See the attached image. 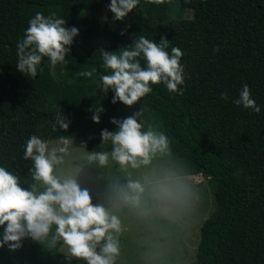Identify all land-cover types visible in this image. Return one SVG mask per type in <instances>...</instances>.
Masks as SVG:
<instances>
[{"label":"trees","instance_id":"obj_1","mask_svg":"<svg viewBox=\"0 0 264 264\" xmlns=\"http://www.w3.org/2000/svg\"><path fill=\"white\" fill-rule=\"evenodd\" d=\"M110 3L0 0V167L32 190L34 162L24 159L32 135L47 143L61 136L81 138L90 153L109 152L112 145L103 144L102 130L116 132L113 118L123 120L143 107V130L152 125L170 141L155 163L166 164L163 174L208 179L214 211L201 226L194 264H264V0H139L123 21L108 11L110 22L100 31L88 15ZM37 12L45 18L54 12L68 28L82 30L66 64L53 73L45 57L32 79L17 68V44ZM156 23L163 26L154 28ZM140 36L156 43L166 37L169 53L172 47L182 51L184 94L160 83L132 107L113 104L114 92L100 88L101 75L111 74L102 66L101 49L119 53ZM140 64L146 67L143 58ZM93 68L91 78L78 75ZM244 84L258 114L232 102ZM96 107L104 109L99 124L91 119ZM58 115L69 122L67 130L60 128ZM3 232L0 227V238ZM24 259L21 247L0 248V264H26Z\"/></svg>","mask_w":264,"mask_h":264},{"label":"clouds","instance_id":"obj_2","mask_svg":"<svg viewBox=\"0 0 264 264\" xmlns=\"http://www.w3.org/2000/svg\"><path fill=\"white\" fill-rule=\"evenodd\" d=\"M138 4L139 0H111L108 7L115 21H123ZM66 24L54 12L48 18L40 12L35 14L29 21L23 40L17 44V68L21 73L35 79L38 66L45 57L50 61L53 73L58 64L67 63L66 55L79 30L68 28ZM169 44L166 37L156 43L140 36L131 47L119 53L101 49L102 66L111 74L101 75L100 88L105 94L110 89L114 92L113 104L119 102L132 107L152 91L151 85L160 83L165 84L169 92L184 94L179 87L184 84L183 53L178 47H172L169 53ZM217 51L218 48L214 49V54ZM140 58L146 61V67L141 66ZM94 72L93 68L78 75L91 78ZM220 97L225 101L229 99L227 92H222ZM232 102L257 114L260 112L247 84ZM90 111L93 112L91 119L99 124L104 109L96 107ZM143 114L142 107L123 120L113 118L111 123L117 125L118 130L110 132L104 129L101 132L103 144L111 143V152H93L88 160L106 167L111 159L122 170L129 167L137 169L150 165L158 153L167 152L170 148L168 136L152 125L144 131L140 122ZM56 120L61 129H68L69 122H65L62 115H58ZM71 142L70 138L61 136L58 146L50 147L36 135L26 141L24 159L34 162L32 177L42 191H37L35 185L32 190L22 188L17 176L0 167V227L4 228L0 248L8 245L15 251L25 238L40 243L50 237L52 246L58 241L63 242L70 258L86 261V264H115L120 254L118 237L122 227L120 218L112 214L111 209L129 206L143 210L144 197L149 190L157 200L166 203L176 199L178 186L187 190L188 185L182 177L173 174L154 180L151 189L139 179H128L126 184L117 182L109 188V208L103 203L93 204L90 192L80 186L77 178L58 174ZM197 176L208 183L204 175Z\"/></svg>","mask_w":264,"mask_h":264},{"label":"rangeland","instance_id":"obj_3","mask_svg":"<svg viewBox=\"0 0 264 264\" xmlns=\"http://www.w3.org/2000/svg\"><path fill=\"white\" fill-rule=\"evenodd\" d=\"M108 11L109 7H104L96 16L92 13L88 15L100 31L110 22ZM186 13H189L188 10ZM134 15L143 20L144 15L140 11L136 10ZM162 26V23H156L153 27L160 29ZM77 29L79 35L73 41L80 38L82 28ZM70 139L72 142L69 152L65 155L58 174L77 178L80 186L90 192L93 204L103 203L109 208L107 203L109 188L117 182L126 184L128 179H139L151 189L154 180L163 179L160 175L167 176L163 174L166 164H155L163 153L153 157L154 164L137 169L129 167L122 170L111 159L106 167H100L98 162L88 160L91 153L83 139ZM57 141H49V146H58ZM182 178L188 189L178 186L175 189L177 197L174 200L162 203L149 190L144 197L143 210L129 206L111 209L112 214L120 218L122 227L118 237L120 254L115 264H194L197 259L201 226L214 211L213 195L210 193L207 180L201 176ZM36 190H43L38 183ZM52 231L54 233L55 230ZM23 241L21 249L25 254L26 264H86V261L70 258L62 241H58L54 246L50 244V237L40 243L30 238ZM30 256L32 258H28Z\"/></svg>","mask_w":264,"mask_h":264}]
</instances>
